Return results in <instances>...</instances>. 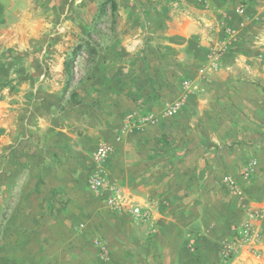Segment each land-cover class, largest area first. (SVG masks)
Listing matches in <instances>:
<instances>
[{
	"label": "rangeland",
	"instance_id": "obj_1",
	"mask_svg": "<svg viewBox=\"0 0 264 264\" xmlns=\"http://www.w3.org/2000/svg\"><path fill=\"white\" fill-rule=\"evenodd\" d=\"M5 27L0 233L2 180L27 148L54 152L39 136L55 133L66 152L93 140L94 173L149 213L153 242L127 264H264V0H0ZM167 203L196 216L175 257L156 236ZM199 214L215 246L193 236Z\"/></svg>",
	"mask_w": 264,
	"mask_h": 264
},
{
	"label": "crops",
	"instance_id": "obj_2",
	"mask_svg": "<svg viewBox=\"0 0 264 264\" xmlns=\"http://www.w3.org/2000/svg\"><path fill=\"white\" fill-rule=\"evenodd\" d=\"M7 30L5 27L0 35ZM61 137L55 133L40 135L39 141L53 146L54 152L44 149L40 161L27 148L2 180L9 203L6 224L0 233V264H127L133 253L142 260L144 246L153 242L144 238L150 223L135 216L128 205L109 203L108 199L116 195L114 189L100 195L89 188L88 177L96 171V163L86 153L93 140L82 139L66 152L57 146ZM166 206L157 212L163 224L156 229V236L172 244L167 246L175 257L180 251L185 252L196 216L173 213L174 203ZM197 218L201 232L193 236L215 246L214 233L217 235L218 229H213L211 235L203 234L210 231L208 223L212 224L206 215L199 214ZM236 220L227 223L232 222L231 227ZM261 247L257 253L264 261V242ZM242 259L237 262L244 264Z\"/></svg>",
	"mask_w": 264,
	"mask_h": 264
},
{
	"label": "built area",
	"instance_id": "obj_3",
	"mask_svg": "<svg viewBox=\"0 0 264 264\" xmlns=\"http://www.w3.org/2000/svg\"><path fill=\"white\" fill-rule=\"evenodd\" d=\"M109 146L107 145H103L100 146L96 152H95V159L97 161H102L105 160L108 155H109ZM88 186L89 188L96 192V193H101L107 189H114L116 191V187L112 182H109L102 174H100L99 172L93 173L92 175H90L88 177ZM109 203L114 204L115 206L118 205H126V203L124 202V200L120 197L119 194L110 197L108 199ZM132 212L137 216V217H143V218H147L150 217L149 213L144 212L140 207H134L132 209Z\"/></svg>",
	"mask_w": 264,
	"mask_h": 264
}]
</instances>
